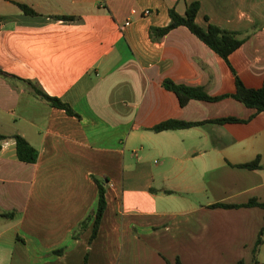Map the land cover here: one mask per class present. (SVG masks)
I'll return each mask as SVG.
<instances>
[{
  "label": "crops",
  "instance_id": "0c3cea01",
  "mask_svg": "<svg viewBox=\"0 0 264 264\" xmlns=\"http://www.w3.org/2000/svg\"><path fill=\"white\" fill-rule=\"evenodd\" d=\"M192 1L199 25L241 40L227 60L183 25L149 37ZM0 71V264H253L264 209L245 204L264 201V111L230 96L180 105L162 82L211 96L236 77L260 87L264 0H0ZM228 116L242 121H214ZM168 119L202 124L151 129ZM16 134L35 162L16 157ZM95 179L106 206L91 238L93 218L79 223L97 207Z\"/></svg>",
  "mask_w": 264,
  "mask_h": 264
},
{
  "label": "trees",
  "instance_id": "16d2710c",
  "mask_svg": "<svg viewBox=\"0 0 264 264\" xmlns=\"http://www.w3.org/2000/svg\"><path fill=\"white\" fill-rule=\"evenodd\" d=\"M16 5L26 14H34L35 11L27 6L26 4L16 3ZM199 9V2L192 1L190 2L185 9L183 14H179L173 8L168 10V15L170 21L167 25L162 27L150 26L149 27V37L151 40H160L166 33L178 26H185L189 29L191 33H193L197 38H199L202 42H204L208 47H210L213 51H215L222 58L227 60L228 55L236 49L240 44L241 40L236 38L234 33L221 29L216 25L208 24L207 26H201L196 22V16ZM63 17V16H62ZM68 18V17H63ZM1 72V71H0ZM33 89V92L39 96L40 98L47 101L49 104L62 108L67 111L69 114H73V111L69 107V105L63 102L61 99L48 95L41 88L37 87L35 84L30 83ZM162 85L167 90L172 91L180 105H184L187 103L189 99H200V100H208L215 101L221 99L226 96H230L235 100L241 102L248 108H252L255 112L264 111V80L260 87L258 88H250L246 87L243 82L236 77L235 78V91L231 94H223L217 96H211L207 94L201 87H193L187 86L183 84H178L173 82L171 79L165 78L162 82ZM215 122H238L242 121V119L228 116L223 118H218L214 120ZM202 124V121H184L178 119H168L161 121L151 127L153 131H161V130H174V129H182L187 128L194 125ZM15 140V153L16 157L23 162L33 163L37 159V149L33 147L24 137L20 135L12 136ZM5 138V135L0 134V140ZM259 158L256 157L254 160L239 164L241 167L245 168H256L259 166L258 163ZM95 182L98 187V202L95 211L92 214H89L85 220L79 223L80 228H84L87 224V221L93 218L92 223V233L91 238H93L97 232L99 222L105 210V188L104 183L98 179H95ZM167 193H171L170 190H165ZM224 206L229 207L232 205L219 203L216 206ZM245 205H258L264 209V201L258 202L254 199L249 200ZM4 217H13V212H3L1 213ZM264 238V225L260 228L257 234L256 242L253 249V264L256 263V252L260 244L263 243ZM168 264H181L178 260L173 263Z\"/></svg>",
  "mask_w": 264,
  "mask_h": 264
},
{
  "label": "built area",
  "instance_id": "2783aa9c",
  "mask_svg": "<svg viewBox=\"0 0 264 264\" xmlns=\"http://www.w3.org/2000/svg\"><path fill=\"white\" fill-rule=\"evenodd\" d=\"M150 12H151V11H150L149 8H146V9L143 10V14H144V15H148ZM127 23H128V22H126L125 24H127Z\"/></svg>",
  "mask_w": 264,
  "mask_h": 264
}]
</instances>
